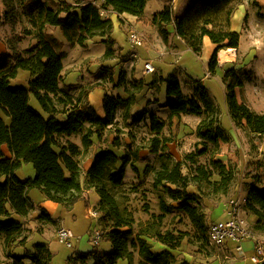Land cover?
Returning a JSON list of instances; mask_svg holds the SVG:
<instances>
[{
  "label": "trees",
  "instance_id": "trees-1",
  "mask_svg": "<svg viewBox=\"0 0 264 264\" xmlns=\"http://www.w3.org/2000/svg\"><path fill=\"white\" fill-rule=\"evenodd\" d=\"M2 1L6 9L4 18L10 19L15 13L14 0ZM233 1L235 3L237 0H192L185 11L176 17H172L171 6L166 5L153 15L151 23L158 27L164 40L168 38V25L173 23L175 33L196 55L200 54L202 40L207 37L214 44L208 63V71L212 74L218 65L217 51L229 47L237 48L239 44V33L229 28L234 7L227 6L232 5ZM147 2L148 0H101L100 5L92 2L72 5L66 0L53 4L45 0H20L30 25L25 28L24 33L31 36L35 43L23 51H18L11 45L9 51L0 53V235L4 236L8 258H12L10 264H22L23 259L30 260L31 264H50L51 252L43 243L34 245L33 252L22 255L9 251L24 231L23 223L13 219L11 215L26 217L34 209L29 197L30 190L38 189L45 199L69 209L80 200L88 207V200L83 193L90 188L99 196L94 209L100 214V221L111 223L105 239L110 242L112 250L103 253L94 246L88 252H78V260L81 264L91 259L93 264H119L120 260L133 264L134 255L128 247L134 246L136 242L129 240V229L121 230L122 227L131 225L133 217L126 215L113 194V188L124 181L125 167L130 158L128 155L119 156L109 148L101 149L94 155L81 180L79 157L93 145V136L101 138L106 128L116 124L119 109L122 110V119L128 117L138 88H126L125 98L105 93V116L100 118L89 104L87 94L93 87H100L101 84L96 82L86 87L72 85L60 89L62 55L44 37L43 30L47 25L59 26L78 45L90 38L105 37L102 58L109 59L115 55L116 48L111 37L113 22L106 12L118 16L127 13L136 16L138 21H143ZM62 14L65 16L62 17ZM222 19L224 24L220 23ZM197 21H200V25L194 28ZM20 69L31 74L27 88L10 86V80L16 77ZM99 74L105 80L112 79V74L106 67H101ZM223 81L226 88V106L234 124L240 126L245 122L251 132L263 135L264 114L256 113L237 99L236 88L242 86V79L230 69L224 73ZM160 82L165 84L167 99L163 106L169 109L168 119L182 114L202 116L196 133L204 147L196 155L193 152L186 155L191 163H197L195 157L207 150L208 143L217 148L220 140L228 141L227 131L221 126L220 109L201 82L195 83L192 95L183 92L175 75L160 78ZM30 94L38 101L41 111L29 105ZM5 118L9 119L8 123ZM131 118L136 123L144 119L148 121L149 129L154 134L150 140V149L158 152L162 147V140L158 135L165 127L166 120L147 109L136 112ZM76 133L81 135L80 146L73 142L63 144L59 139L60 136ZM3 145L8 148L9 157L4 156ZM112 145L120 146L117 136ZM24 163L32 165L34 176L21 180L15 175V170ZM211 163L216 166L220 177L214 182L210 180L212 172L204 166L197 164L195 174H191V171L182 174L178 162L173 165L163 162L155 172L153 182L154 186H161L171 199L185 200L177 208L183 210L191 222L205 234L209 225L203 223L198 208L188 203V200H195L196 197L195 194L187 192V187L193 184L199 189V184L205 182L213 192L225 193L233 179L232 170L224 163L213 159ZM168 183L176 187L171 188ZM254 183L247 189L244 206L257 217L256 228L262 229L260 223L264 220V189ZM173 207L175 206L160 202L163 212L171 211ZM37 219L47 223L53 221L43 208L40 209ZM143 232L167 247L160 252H154L145 239L138 237L137 264H173L175 256L172 250L179 246L180 240L171 232H162L158 226H149ZM20 241L23 242L24 239ZM71 261L72 258L68 263Z\"/></svg>",
  "mask_w": 264,
  "mask_h": 264
},
{
  "label": "rangeland",
  "instance_id": "rangeland-1",
  "mask_svg": "<svg viewBox=\"0 0 264 264\" xmlns=\"http://www.w3.org/2000/svg\"><path fill=\"white\" fill-rule=\"evenodd\" d=\"M240 1L242 0H237L235 3L233 1L232 5L227 6V8L234 7L235 10L236 5ZM53 3L54 2H51L50 4ZM190 4L191 1L188 6ZM168 5L172 6L171 2H169ZM14 6L15 13L13 16H11L10 19H5L4 13L6 9L3 1L0 0V49L4 46L6 50L9 51L10 46L13 45L18 51H23L24 49L32 46L35 43V40L31 36L24 33L25 28H29L30 25L24 15L23 5L20 3V0H14ZM171 10H173L172 7ZM171 12L172 17H176L173 14V11ZM147 14H150L149 10L147 11ZM147 21L151 23V18L148 20L145 19V22ZM220 23L224 24V19H222ZM199 25L200 21L195 22L194 28ZM122 41L124 46L128 49L130 45L128 41H126L124 37L122 38ZM144 49V46L137 48L139 54ZM80 50L81 48H78L77 52ZM101 50L102 46L97 45L95 49L89 51V53L92 57H97ZM160 51V48H156L157 53ZM157 53L151 54V61L153 65H160L161 71L165 76L168 75V73H172L180 77L183 81L184 77L191 75L194 79L202 80L203 85L206 89H210V92H208L212 95V97H214L216 104L219 106L221 126L227 128L229 118L224 96L225 89L220 79L221 70H218L217 75L207 77V69L204 61L200 58H196L195 54L191 51L181 53L180 57L179 55H176L175 57L172 54H165V56L159 58V54ZM73 55L75 57L77 56L76 53ZM178 61L179 63L177 64L176 62ZM96 62L97 61H95V63ZM179 66L185 69L188 74L185 71H180ZM176 67L177 70H175ZM68 68H70V66ZM97 74L98 69L96 70L94 77H92V75L90 77L88 76L84 82L85 85L88 86L92 83H96L95 81L98 78ZM30 78L31 74L29 71L20 69L16 77L10 80V86L27 88ZM113 83L114 81H103L104 86L109 90L114 89L112 85ZM125 85L126 84H123V87ZM129 86L133 88L136 85L130 82ZM182 86L185 93L191 92V84L189 82L182 83ZM122 91L120 92L123 94L124 92ZM256 103H258V101ZM261 103L262 101H259V104ZM29 105L37 111L41 110L38 101L32 94H30ZM5 121L8 123L9 119L5 118ZM198 121L199 118H196L191 114H182L177 118L166 119L165 127L158 135V138L162 140V147L158 152H152L150 149V140L154 134L150 131L148 121L146 119L136 123L132 121V118L128 117L122 119L121 115H118L116 124L113 127L106 128L101 138H97L95 136L96 142L90 147L91 149L98 147V151H100L101 149L109 148L119 156L128 155L130 158V161L125 167L124 181L120 186L113 188V194L117 198L120 208L126 212V215L133 217L129 227L121 228L122 231L129 229V240L133 239L136 242L134 246L129 245L128 247L129 250H132L134 255L133 264H137V261L139 260L138 237L145 239L150 244L151 250L154 252H160L167 247L156 238L148 236L143 232V230L149 226H158L162 232H171V234L180 240L179 246L172 250L175 256V263L251 264L244 260L242 255L235 251L234 244L232 243H229V245L232 246V249L228 250L217 249L216 247L209 246L206 240L205 232H203L201 228L194 225L183 210L177 208V206L185 200H173L168 197L161 186L153 185L155 172L161 167L163 162H166L169 165H173L178 162L180 164V171L182 174H188L190 171L191 174H195V166L197 164L202 165L212 172L210 180L214 182L219 180L220 177L217 174L216 166L211 163V159L221 162L223 160L224 162L222 163L228 166L233 172V179L225 193L213 192V190L206 185L205 182H201L199 184V189L193 184H190L186 189L187 192L195 194L194 196L196 197L195 200H188V203L198 208V212L202 216L203 223L208 226L212 221L218 219L223 214V210L231 198L245 197L250 182H253L256 178L260 180L263 179L264 151H261L260 145L264 141V136L256 135L244 125L237 126L240 131L237 129L232 130L233 137H231L232 140H229L228 144H225L220 140L216 148L212 143H208L206 145L207 150H205L203 154L195 157L197 158V163H191L186 155L191 152L196 155V152L204 147V145L200 143V139L196 133L197 125L199 123ZM116 136L120 140L119 147H113L112 145V141ZM79 158L81 164V176L83 175L84 178L82 167H84L86 157L82 155ZM120 164L121 161H119V165ZM24 165H27L32 171L34 170L32 169L33 167L31 164L24 163ZM83 178H81V180H83ZM168 185L171 188L176 187V185L173 184L168 183ZM88 190L89 193H86L88 197L87 199L90 200L88 203L89 205H93L99 196L94 189L90 188ZM33 191L39 192L38 190ZM31 196L36 201L35 194L33 193ZM161 201H163L166 205H172L175 207H173L171 211L163 212L160 208ZM95 206L96 205H94V208ZM61 210L64 211L63 208ZM76 210H78V214L80 218H82L81 226L86 222L87 227L89 219L85 217L86 213L84 206L78 205ZM94 210L95 209L91 208L88 213ZM31 215L32 212L26 216V219L24 220V231L18 237L19 241L14 243L13 248L20 247L21 245H24L23 248L26 247L25 243L28 240L27 237L32 236L31 234L33 233L32 229L27 226L31 220ZM59 215V212H57L55 214V218H59ZM67 216L69 219H72L71 215H66L65 219H67ZM242 216L250 226V229L256 235V239L264 245V231L261 232V229L256 228L257 217L247 210L245 206H243ZM11 217L19 221L18 215L13 214ZM31 224V227L33 226V228L38 231L41 228H46L45 230L49 229L53 232L52 235L46 236L49 241L48 246L53 254L51 263L66 264L65 260L67 255L71 254L77 247V245H75L76 239H73L71 246H67L58 241L56 231L61 228L58 223L52 225L49 222L47 223L43 220L37 219L34 221V224ZM95 224L96 230L102 232V237L99 243L95 245L90 235L89 243H91V246L93 245L96 248L99 247V250L103 253L111 251L112 246L110 242L105 239L110 230L111 223L103 222V220L100 221V214L97 213L96 217L91 219V223L89 225L91 226L92 231L94 230L93 225L95 226ZM260 224L262 229H264V220ZM22 239H24L23 242L25 243L20 241ZM28 246L30 247L29 251H32L30 249H34L33 244ZM9 251L11 252V248ZM246 253L248 254L249 252L246 251ZM7 259L8 256L4 236L0 235V264H6L5 262ZM93 262V259H91V264H93ZM119 264H126V261L120 260Z\"/></svg>",
  "mask_w": 264,
  "mask_h": 264
},
{
  "label": "crops",
  "instance_id": "crops-1",
  "mask_svg": "<svg viewBox=\"0 0 264 264\" xmlns=\"http://www.w3.org/2000/svg\"><path fill=\"white\" fill-rule=\"evenodd\" d=\"M45 1L51 3V2H58L60 0H45ZM66 1H68V3L72 5L84 4L86 2H92L95 5H100L101 3V0H66ZM190 1L192 0H173V1L148 0V2L146 3V7L144 9V19L148 20L149 18H152L154 14L161 11L166 5L169 4V2H171L173 14L175 16H179L188 7ZM148 10L150 14H147ZM106 13L113 22L111 37L114 40V47L116 48L115 55L109 59L102 58V55L105 50V45L103 43L105 37L98 36V37L90 38L84 41L82 45H78L76 43H73L70 40V35L59 26L47 25L44 28L43 30L44 37L54 46L56 52L62 55L63 69L61 72L62 79L59 82V88L64 89L65 87L72 85L86 87L84 82L86 81L88 76L90 77L92 75V77H94L96 70L98 69V74H97L98 78L95 82L98 81V83H100L101 86L93 87L87 94V100L89 104L93 107L95 114L97 116H99L100 118H104L105 116L103 109V97L105 93H108L113 96L119 95L125 98L127 96L126 88H128V90H131L137 87L138 89H137V93H135V102L128 111V117L131 118L132 115L135 114L136 112L141 111L142 109H147L150 112L155 113L159 118L165 120L168 119L169 109L163 106L165 100L167 99L165 84L163 82H160V78H165L168 75H171L172 73L170 74L168 73V75L165 76L162 73L159 64L153 65L151 61L152 60L151 54L157 53L156 48H160L161 51L157 53L159 54L158 56L159 58L165 56V54H172L175 57L176 55H179L180 57L181 53L185 51L192 52V50L188 48L185 41L175 33L173 23H170L168 25L167 27L169 32L168 38L167 40H164L158 30V27L154 24H151L148 21L147 22H145V20L138 21L136 19V16L127 13L120 14L119 16L111 12H106ZM61 16L64 17L65 14H62ZM229 28L239 33V44L237 48L229 47L217 51L216 57H217L218 65L214 73L211 74L208 71V63L211 54L214 50V44L207 37H204L202 40V49L200 54L196 55L194 52L193 53L195 54L196 58H200L204 61L207 69L206 71L207 77H213L217 75L218 70H221L220 79L225 89L224 96L226 93L225 83L223 81L224 73L230 69L233 70L235 73H237L239 77L242 79V86L236 88V96L238 101L245 103L251 110L255 111L256 113L264 114V0H242L238 2L230 18ZM132 30L138 31L144 37L143 46L145 49L142 52H140V54L139 51L136 50L137 51L136 56L132 55L134 50H132L131 46L129 45V48L127 49V47L124 46V43L122 41L123 37L127 41V34ZM97 45L102 46V50L97 57H92L89 51L94 50ZM78 48H81V50L77 52ZM5 51L7 50L3 46L2 49H0V53ZM74 53L77 54L76 57L73 55ZM95 61L97 62L95 63ZM144 61H149L152 63V65L154 66L153 72H144V68H143ZM176 63L178 64L179 61ZM69 66L70 68H68ZM101 67H106L110 70L112 74V79H111L112 81L105 80L103 77L100 76L99 69ZM175 70H177V67L175 68ZM179 70L185 71V69L181 68L180 66H179ZM175 76L179 79L182 90H183L182 83L189 82L191 84L190 93H185L183 91L185 94L188 95H192L194 93L195 83L197 81L203 84L202 80L194 79L192 78L191 75L187 76L190 79L184 77L183 81L177 75ZM103 81H108V82L114 81V83L112 84L114 89L109 90L107 87L104 86ZM130 82H132L136 86L131 88L129 86ZM123 84L126 85L123 87ZM206 90L207 92L208 91L210 92L209 88ZM120 91L124 93L122 94ZM257 101L258 103H256ZM259 101H262V103L259 104ZM118 115H121L122 118L121 109L118 110L117 117ZM193 116L199 118V121L201 120L202 117L198 115H193ZM228 118H229L228 127L227 128L223 127L228 132L227 134H229L228 135L229 139L228 141L224 142L225 144H228L229 140H232L231 138L233 137L232 130L237 129L238 131H240L237 125H235L234 122L232 121L229 113H228ZM243 125L245 126V122H243V124H241L240 126ZM256 135L264 136V134L263 135L256 134ZM59 139L60 141H62L63 144H66L67 142H73L79 146L81 145V135L77 133L60 136ZM92 141L93 143L96 142L95 136L92 137ZM260 149L261 151H264V141L261 143ZM2 151L4 156L6 157L10 156V153L6 145L2 146ZM97 152H98V147L96 148L94 147L92 149L89 148L86 152L82 154L86 157V162L84 163V167H82V173L85 174V172L88 170V168L92 163V159ZM222 162L224 161L222 160ZM25 167H26V171H25ZM27 167H28L27 165L22 164L20 168L15 170V175L21 180L34 176V170L32 171L29 167L28 168ZM81 178H83V175L81 176ZM252 183H254L259 188L264 189V177L261 180L256 178L255 180H253V182H250V184ZM33 190H38V189H32L29 191V197L34 204V209L32 210V215L29 225H27L29 226V228L32 229L33 233L31 234L32 236L27 237L28 240L25 243L26 247L23 248L24 245H21L20 247L13 248L12 246L11 248L12 253L16 255H22L25 252H33L34 249H30L32 251H29L30 247L28 245L33 244L34 246L38 243L45 244L50 250L48 246L49 241L46 236L52 235L53 232H51V230L49 229L45 230L46 228L44 229L41 228L38 231L37 229L33 228V226L31 227L32 225L31 223L34 224V221L37 220V216L40 212V209L43 208L49 213V215L53 219V221L50 224L54 225L58 223L59 227L62 226L68 227L72 229L75 234V239H76L75 245H77V247L74 249V251L71 254L67 255L65 263L81 264L76 254L78 252H88L92 250L94 247L93 245L91 246V243H89L90 235L92 237V230H91L92 228L89 225L91 223V219L96 216H90L88 211L91 208L94 209V205H96L99 198L95 200L93 205H88V207H85L84 201L80 200L76 202L71 208L67 209L56 202H52L50 200L45 199L43 194L39 190H38L39 192ZM33 193L36 196L35 197L36 201L31 196ZM86 193H89V190H85L83 193L85 199L88 198ZM87 200L90 201L89 199ZM78 205H83L85 208V213H86L85 217L89 219L87 227H86V222L84 225L81 226L82 218H80L78 214V210H76V207ZM62 208L64 209V211L61 210ZM57 212H59L60 214L59 218H55V214ZM66 215H71L72 219H69L68 216L67 219H65ZM225 216L226 214L223 212V214L219 218H223ZM18 219L23 223L24 226V220L26 219V217L19 216ZM93 229H96V224L95 226L93 225ZM261 230H262L261 232L264 231V229ZM252 244H253L252 241L247 240L243 242V247L247 252L250 253ZM231 247L232 246L228 244V245H223L221 247H217V249L219 248V249L228 250V249H232ZM97 249L99 250V247ZM99 251L101 252V250ZM50 252H51V258L49 263L52 264L51 259L53 254L51 250ZM70 258H72L73 261L68 263ZM11 262H12V258H8L5 263L10 264ZM175 262L173 264H178ZM22 264H31V262L28 259H23ZM85 264H91V260H87Z\"/></svg>",
  "mask_w": 264,
  "mask_h": 264
},
{
  "label": "built area",
  "instance_id": "built-area-1",
  "mask_svg": "<svg viewBox=\"0 0 264 264\" xmlns=\"http://www.w3.org/2000/svg\"><path fill=\"white\" fill-rule=\"evenodd\" d=\"M101 13L103 14L104 11H101ZM127 41L132 50H134L132 55L136 56L137 48L144 44V37L138 31L132 30L127 34ZM143 68L144 72L154 71V67L149 61L144 62ZM244 204L245 197H234L229 200L223 210L226 216L212 221L207 227V243L209 246L216 248L232 243L235 251L242 255L244 260L251 264H261L264 263V245L256 239V235L242 216ZM89 214L96 216L97 212L94 210L89 212ZM92 234L93 243L97 245L102 237V232L94 229ZM57 238L60 243L71 246L73 239H75V234L72 229L62 226L57 231ZM247 240L253 243L248 254L243 247V242Z\"/></svg>",
  "mask_w": 264,
  "mask_h": 264
}]
</instances>
